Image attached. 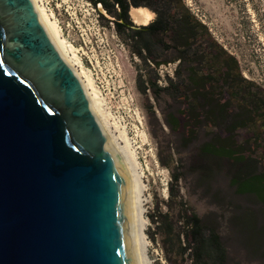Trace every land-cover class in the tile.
Masks as SVG:
<instances>
[{"label": "water", "instance_id": "water-1", "mask_svg": "<svg viewBox=\"0 0 264 264\" xmlns=\"http://www.w3.org/2000/svg\"><path fill=\"white\" fill-rule=\"evenodd\" d=\"M130 212L82 79L33 0H0V264H136Z\"/></svg>", "mask_w": 264, "mask_h": 264}, {"label": "trees", "instance_id": "trees-1", "mask_svg": "<svg viewBox=\"0 0 264 264\" xmlns=\"http://www.w3.org/2000/svg\"><path fill=\"white\" fill-rule=\"evenodd\" d=\"M89 1L101 19L114 24L125 46L142 62L139 89L158 104L164 101V124L177 137V146L170 143L167 155L160 158L173 178L167 210L152 217L167 262L264 264V163L253 157L255 142L251 138L242 143L236 139V130L247 128L246 123L234 122L253 111L228 114L233 123H213L211 119L217 118L218 112L207 114L201 95L187 90L186 64L176 80L168 78L166 86L158 83L157 69L173 61V50L187 56L198 37H209L207 28L182 0H157L159 17L147 27H136L127 13H111L104 0V9L115 18L109 19L95 0ZM242 82L255 85L244 78ZM148 109L156 119L154 106L150 104ZM192 149L190 170L198 173L197 186L204 187V194L217 207L203 215L183 199L179 189L186 176L180 170L185 166L183 160L176 155Z\"/></svg>", "mask_w": 264, "mask_h": 264}, {"label": "rangeland", "instance_id": "rangeland-1", "mask_svg": "<svg viewBox=\"0 0 264 264\" xmlns=\"http://www.w3.org/2000/svg\"><path fill=\"white\" fill-rule=\"evenodd\" d=\"M182 1L217 43L235 56L240 70L249 77L247 80L264 88V0ZM44 3L54 13L64 37L79 50L85 67L91 72L101 95V109L113 124L120 145L142 168L147 186L146 217L151 262L169 264L157 234V224L152 221V217L167 210L173 181L172 172L162 165L160 158L167 155L170 143L174 147L178 144L177 137L164 124L161 109L166 104L164 101L158 104L151 95L141 93L138 78L143 71L142 62L125 46L114 24L101 19L99 11L89 0H44ZM104 12L112 19V15ZM157 75L159 83V68ZM168 78L166 76L167 81ZM150 104L154 106L156 119L149 112ZM193 153L194 149L176 155V159L183 160L185 166L180 170L186 176L179 183V189L183 199L203 215L217 210V207L212 204L210 196L204 194V187L197 186L198 173L190 170ZM220 186L224 188V181Z\"/></svg>", "mask_w": 264, "mask_h": 264}, {"label": "flooded vegetation", "instance_id": "flooded-vegetation-1", "mask_svg": "<svg viewBox=\"0 0 264 264\" xmlns=\"http://www.w3.org/2000/svg\"><path fill=\"white\" fill-rule=\"evenodd\" d=\"M95 1L99 7L104 4V0ZM105 1L109 4L111 13L129 14L130 9L147 8L155 12L158 19L161 10L157 0ZM191 14L194 16L193 13ZM114 19L112 16V20ZM195 19L200 22L196 17ZM208 34V38L198 37L187 56L181 54L177 48L173 50L171 55L173 61L168 63L174 67L172 79H177L179 71L186 64L187 90L193 95L196 93L201 95L202 106L207 114L218 112V117L211 119L215 124L233 123L228 114L253 111L234 120L235 123L243 121L248 126L236 130V139L242 143L251 138L255 142L253 157L262 164L264 163V88L243 83L242 78L247 80L249 77L242 73L235 56L224 45L217 43L209 31ZM256 112L261 116L254 114Z\"/></svg>", "mask_w": 264, "mask_h": 264}, {"label": "bare ground", "instance_id": "bare-ground-1", "mask_svg": "<svg viewBox=\"0 0 264 264\" xmlns=\"http://www.w3.org/2000/svg\"><path fill=\"white\" fill-rule=\"evenodd\" d=\"M40 14L41 20L47 29L51 39L82 79L87 93L89 95L91 106L97 115L104 130L111 138L113 150L119 157L128 175L131 192V212H130V229L133 243V250L136 264H152L150 257L151 242L148 237V220L146 217V191L147 186L144 181L142 168L130 153H127L120 145L117 136L113 131V124L109 122L106 114L101 109L99 91L95 85L91 72L85 67L79 50L74 49L64 37L62 29L52 11H49L44 0H33ZM103 104V103H102ZM105 110V109H104ZM110 118V117H109ZM121 132V131H120Z\"/></svg>", "mask_w": 264, "mask_h": 264}, {"label": "clouds", "instance_id": "clouds-1", "mask_svg": "<svg viewBox=\"0 0 264 264\" xmlns=\"http://www.w3.org/2000/svg\"><path fill=\"white\" fill-rule=\"evenodd\" d=\"M130 18L136 26L147 27L157 19V14L150 9H130Z\"/></svg>", "mask_w": 264, "mask_h": 264}, {"label": "built area", "instance_id": "built-area-1", "mask_svg": "<svg viewBox=\"0 0 264 264\" xmlns=\"http://www.w3.org/2000/svg\"><path fill=\"white\" fill-rule=\"evenodd\" d=\"M91 6L90 3H87ZM95 11V9H93ZM159 74L161 76V79L159 80L160 85L163 86V83H165V86L168 85V81L166 79V76L169 78H173L174 76V67L171 64L168 65H161L159 67Z\"/></svg>", "mask_w": 264, "mask_h": 264}]
</instances>
